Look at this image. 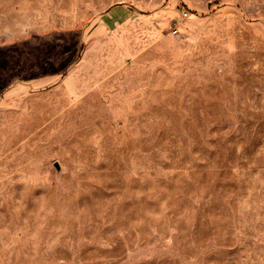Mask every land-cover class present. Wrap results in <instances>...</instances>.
I'll return each instance as SVG.
<instances>
[{
	"label": "rangeland",
	"instance_id": "rangeland-1",
	"mask_svg": "<svg viewBox=\"0 0 264 264\" xmlns=\"http://www.w3.org/2000/svg\"><path fill=\"white\" fill-rule=\"evenodd\" d=\"M0 264H264V0H0Z\"/></svg>",
	"mask_w": 264,
	"mask_h": 264
},
{
	"label": "water",
	"instance_id": "water-1",
	"mask_svg": "<svg viewBox=\"0 0 264 264\" xmlns=\"http://www.w3.org/2000/svg\"><path fill=\"white\" fill-rule=\"evenodd\" d=\"M55 168L59 171L60 167L57 163L54 164Z\"/></svg>",
	"mask_w": 264,
	"mask_h": 264
}]
</instances>
